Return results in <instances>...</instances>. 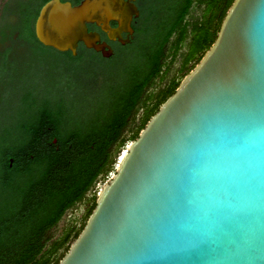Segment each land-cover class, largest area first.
<instances>
[{
  "label": "water",
  "instance_id": "1",
  "mask_svg": "<svg viewBox=\"0 0 264 264\" xmlns=\"http://www.w3.org/2000/svg\"><path fill=\"white\" fill-rule=\"evenodd\" d=\"M134 1L49 0L35 39L108 58L87 26L129 44ZM58 264H264V0L233 1L211 47L120 156Z\"/></svg>",
  "mask_w": 264,
  "mask_h": 264
},
{
  "label": "trees",
  "instance_id": "2",
  "mask_svg": "<svg viewBox=\"0 0 264 264\" xmlns=\"http://www.w3.org/2000/svg\"><path fill=\"white\" fill-rule=\"evenodd\" d=\"M46 1L38 0L36 5L31 2L19 4V34L39 47L33 25L39 8ZM233 1L214 0L215 5L211 7L220 10L222 20ZM192 3V0H174L170 18L163 22L158 19L153 36L155 42L141 56V67L128 74L126 85L117 93L108 115L100 117L94 125L69 127L64 134V124L69 126L70 123L63 120L60 109L50 111L46 105L32 120L20 125L18 147L0 158V264H58L67 253L94 209L96 198L78 229L70 228L61 239L50 244L47 234L67 210L84 199L97 179L109 172L113 148L124 146L122 136L128 122L142 102L146 89L161 72L165 46L174 34H177V50L186 39L184 22ZM150 18L152 15L147 21ZM203 25L207 27L205 30H202ZM139 33L137 29L136 37ZM216 33L209 27V22L195 28L185 65L196 56L202 58L213 44ZM56 55L64 58L61 63L71 65L83 54L78 57ZM178 85L172 81L156 103L147 108L140 131ZM139 133L132 136L131 142ZM10 159L13 160L11 166Z\"/></svg>",
  "mask_w": 264,
  "mask_h": 264
},
{
  "label": "rangeland",
  "instance_id": "3",
  "mask_svg": "<svg viewBox=\"0 0 264 264\" xmlns=\"http://www.w3.org/2000/svg\"><path fill=\"white\" fill-rule=\"evenodd\" d=\"M22 1L26 0H0V58L5 51L13 55L9 56V62L3 63V58L0 59V158L8 151L16 150L21 140L20 125L32 120L45 105L50 111L60 109L63 112V120L70 123L69 126L64 124V134L69 127L87 128L103 115H108L117 93L126 85L128 74L141 67V56L153 46L158 19L166 21L172 14L170 9L174 7V0H146L137 23L139 37L132 45L119 47L116 56L110 60L87 52L69 65L61 63L64 58L56 55L57 52L38 49L20 36L17 24ZM192 1L184 22L187 25L186 39L177 50V34H174L165 46L161 72L146 89L142 102L129 120L122 136L124 146L113 148L109 172L101 175L84 199L67 210L48 232V244L61 239L70 228L78 229L85 222L93 198L115 173L117 162L131 143L132 136L139 133L147 108L156 103L172 81L179 84L199 62L200 58L196 56L185 65L195 28L209 22L211 30L218 33L222 20L220 10L211 7L215 5L214 0ZM150 15L152 18L147 21ZM203 26L202 30H205L207 27ZM193 41H196L195 38ZM36 59L44 67L29 66ZM24 64L26 68H23Z\"/></svg>",
  "mask_w": 264,
  "mask_h": 264
},
{
  "label": "flooded vegetation",
  "instance_id": "4",
  "mask_svg": "<svg viewBox=\"0 0 264 264\" xmlns=\"http://www.w3.org/2000/svg\"><path fill=\"white\" fill-rule=\"evenodd\" d=\"M49 1V0H48ZM48 1H46V2H48ZM60 2H62V3H64V2H69L72 6H76V5H78L79 3H80V0H59ZM29 2H31L32 4H34V5H36V4H38V0H26L25 2H23L22 1V3H20L21 5H23V4H28ZM45 2V3H46ZM45 3H43L42 4V6L45 4ZM146 3V0H135L134 1V5L136 6V8L138 9V11H139V17L138 18H136V19H133L132 20V23H131V28L133 29V35L132 36H130L129 38L131 39V42L129 43V44H126V45H121L120 43H118V41H109L108 40V38H107V36H106V34H104V33H102L101 31H100V29L99 28H97L95 25H88L87 26V28H88V32H91V33H97L98 35H99V40H100V43L102 44V43H104V44H106L109 48H110V50L113 52L112 53V55L110 56V57H108V58H104V57H102V54L101 53H96V52H94L92 49H87V48H85V46L82 44V43H79L78 44V47H77V55L75 56V57H78V56H80V55H82V54H84V53H93V54H95V55H97V56H99L100 58H102L103 60H110V59H113L115 56H116V52H117V49L119 48V47H127V46H130L132 43H133V41L135 40V37H136V32H137V23H138V21H139V19L141 18V15H142V6L144 5ZM41 6V7H42ZM41 7L39 8V10H38V13H37V16H38V14H39V11H40V9H41ZM37 16H36V18H37ZM36 18H35V20H36ZM35 20H34V23H35ZM110 26L112 27V28H115L116 27V24L115 23H113V22H111L110 23ZM33 27H34V25H33ZM33 32H34V29H33ZM122 38L123 39H126L127 38V34H125V33H123L122 35ZM37 41V40H36ZM39 44V43H38ZM40 45V44H39ZM35 47H37V48H39V49H42V48H44V49H48V50H50L51 48H48V47H43L42 45H41V47H39V46H37V45H34ZM51 50H53V49H51ZM54 51V50H53ZM58 53V52H57ZM59 54H70L69 52H66V53H59ZM13 56L12 55V52H10V51H8V52H4L3 53V55H2V57L1 58H3V63L6 61H8L9 62V56ZM71 55V54H70ZM72 56V55H71ZM40 57V56H39ZM0 58V59H1ZM31 64H29V66L30 65H32V64H34V67L35 66H37L38 68L40 67H44L43 66V64H41L40 62H38V59H36L35 61L33 60V61H31L30 62ZM27 66V65H26ZM26 66H25V64L23 65V68H26ZM37 71V70H36ZM11 160V162H10V166H11V164H12V162H13V160L12 159H10Z\"/></svg>",
  "mask_w": 264,
  "mask_h": 264
}]
</instances>
